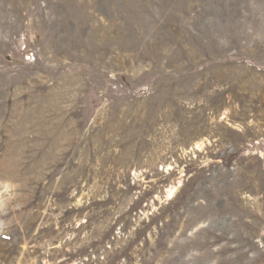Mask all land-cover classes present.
<instances>
[{
    "label": "rangeland",
    "instance_id": "rangeland-1",
    "mask_svg": "<svg viewBox=\"0 0 264 264\" xmlns=\"http://www.w3.org/2000/svg\"><path fill=\"white\" fill-rule=\"evenodd\" d=\"M0 264H264V0H0Z\"/></svg>",
    "mask_w": 264,
    "mask_h": 264
},
{
    "label": "bare ground",
    "instance_id": "bare-ground-1",
    "mask_svg": "<svg viewBox=\"0 0 264 264\" xmlns=\"http://www.w3.org/2000/svg\"><path fill=\"white\" fill-rule=\"evenodd\" d=\"M6 195H7V188L2 183H0V210L4 206V198L6 197ZM1 226H2V222H0V228Z\"/></svg>",
    "mask_w": 264,
    "mask_h": 264
}]
</instances>
